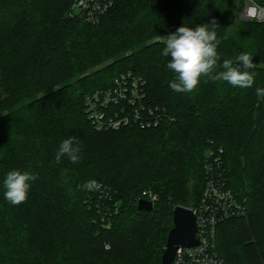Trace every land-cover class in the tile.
<instances>
[{"label": "trees", "instance_id": "trees-1", "mask_svg": "<svg viewBox=\"0 0 264 264\" xmlns=\"http://www.w3.org/2000/svg\"><path fill=\"white\" fill-rule=\"evenodd\" d=\"M72 2L0 0V264H162L173 211L200 203L213 147L229 188L248 199L245 218L217 227V251L227 264H264V24L240 17L244 0H117L97 24L71 17ZM213 20L220 63L250 53L254 85L174 92L163 36ZM129 72L171 120L97 131L85 98ZM70 136L82 159L55 163ZM12 170L38 175L18 206L4 197ZM91 181L120 208L109 225L85 203ZM146 189L160 198L151 212L138 210Z\"/></svg>", "mask_w": 264, "mask_h": 264}, {"label": "built area", "instance_id": "built-area-1", "mask_svg": "<svg viewBox=\"0 0 264 264\" xmlns=\"http://www.w3.org/2000/svg\"><path fill=\"white\" fill-rule=\"evenodd\" d=\"M116 1L73 0L70 16L85 23L97 24ZM240 17L264 24V4L244 0ZM85 113L97 131H116L135 126L155 129L171 120L164 109L148 104L145 81L131 72L117 77L111 88L89 94L85 98ZM221 154L222 150L214 147L208 152L203 196L200 203L191 208L196 217L199 246L179 249L172 264H227L217 251V227L232 219L245 218L248 199L237 196L229 188L222 171ZM141 199L155 207L160 198L152 189H146L141 193ZM85 203L89 209L98 211L102 222L108 225L110 219L120 212L113 193L97 182L88 187Z\"/></svg>", "mask_w": 264, "mask_h": 264}, {"label": "clouds", "instance_id": "clouds-1", "mask_svg": "<svg viewBox=\"0 0 264 264\" xmlns=\"http://www.w3.org/2000/svg\"><path fill=\"white\" fill-rule=\"evenodd\" d=\"M216 21L199 24L196 27H178L174 33L163 36L165 45L161 52L169 58L166 68L174 74L169 81L171 90L177 93H193L203 80L204 83L226 82L234 88L248 89L254 85L257 67L250 53L242 52L235 59H224L218 53L221 40L216 29ZM219 69V70H218ZM258 97L264 98V88L255 89ZM81 147L76 137L70 136L59 144L55 154V163L59 164L62 157L67 156L71 163L76 164L82 159ZM38 179L37 174L30 171L12 170L6 175L3 185L5 199L14 206L27 202L32 182ZM95 181L86 182L82 187L88 188Z\"/></svg>", "mask_w": 264, "mask_h": 264}, {"label": "water", "instance_id": "water-1", "mask_svg": "<svg viewBox=\"0 0 264 264\" xmlns=\"http://www.w3.org/2000/svg\"><path fill=\"white\" fill-rule=\"evenodd\" d=\"M153 204L143 199L138 202V210L151 212ZM198 227L196 217L191 208L177 206L173 211V227L168 234L165 251L162 256V264H172L177 251L181 248L199 246L197 238Z\"/></svg>", "mask_w": 264, "mask_h": 264}, {"label": "rangeland", "instance_id": "rangeland-1", "mask_svg": "<svg viewBox=\"0 0 264 264\" xmlns=\"http://www.w3.org/2000/svg\"><path fill=\"white\" fill-rule=\"evenodd\" d=\"M164 246H165V244H164ZM166 247V246H165Z\"/></svg>", "mask_w": 264, "mask_h": 264}]
</instances>
